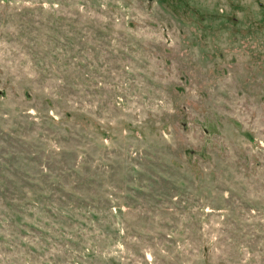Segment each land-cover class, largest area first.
<instances>
[{"label":"rangeland","instance_id":"obj_1","mask_svg":"<svg viewBox=\"0 0 264 264\" xmlns=\"http://www.w3.org/2000/svg\"><path fill=\"white\" fill-rule=\"evenodd\" d=\"M0 264H264V0H0Z\"/></svg>","mask_w":264,"mask_h":264}]
</instances>
